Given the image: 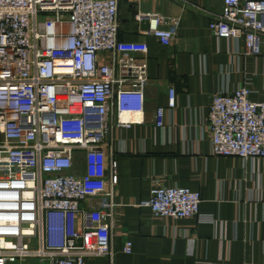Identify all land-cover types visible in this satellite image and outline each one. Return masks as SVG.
<instances>
[{"label": "built area", "instance_id": "obj_1", "mask_svg": "<svg viewBox=\"0 0 264 264\" xmlns=\"http://www.w3.org/2000/svg\"><path fill=\"white\" fill-rule=\"evenodd\" d=\"M116 14L117 0H0V264H83L110 254L106 182L115 161L103 149L107 114L120 127L142 121L146 51L141 41L117 39ZM135 19L146 20L142 33L171 41L175 18ZM207 28L258 55L264 0H221ZM100 52L112 54L109 63L98 61ZM248 94L242 84L211 95L213 155L264 157V99ZM162 116L157 107L156 127ZM199 202L197 191L154 181L139 205L153 217L212 222ZM130 251L126 240L122 252Z\"/></svg>", "mask_w": 264, "mask_h": 264}, {"label": "crops", "instance_id": "obj_2", "mask_svg": "<svg viewBox=\"0 0 264 264\" xmlns=\"http://www.w3.org/2000/svg\"><path fill=\"white\" fill-rule=\"evenodd\" d=\"M220 6L221 0H117V39L146 46L142 121L120 127L107 114L103 149L115 161L113 183L106 182L110 254L83 264H264V157L213 155L206 128L215 91L243 84L250 100L264 99V34L255 56L243 52L240 40L214 37L207 24ZM139 12L175 18L171 41L142 33ZM111 58L98 54L101 63ZM157 107L161 127L153 122ZM75 156L82 170V153ZM154 181L197 191L199 212L213 221L150 216L139 203ZM126 240L130 253L122 252Z\"/></svg>", "mask_w": 264, "mask_h": 264}, {"label": "water", "instance_id": "obj_3", "mask_svg": "<svg viewBox=\"0 0 264 264\" xmlns=\"http://www.w3.org/2000/svg\"><path fill=\"white\" fill-rule=\"evenodd\" d=\"M139 26L142 28V29H146L147 27V22L146 20H142L139 22Z\"/></svg>", "mask_w": 264, "mask_h": 264}]
</instances>
